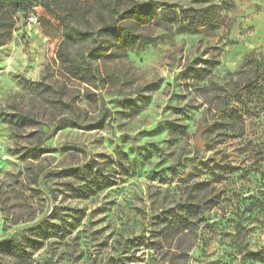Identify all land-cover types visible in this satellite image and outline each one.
<instances>
[{
    "label": "rangeland",
    "instance_id": "374dc122",
    "mask_svg": "<svg viewBox=\"0 0 264 264\" xmlns=\"http://www.w3.org/2000/svg\"><path fill=\"white\" fill-rule=\"evenodd\" d=\"M56 1L31 0L0 46V264H19L8 246L49 218L57 235L35 264H264V75L247 66L264 68V0ZM133 2L179 22L146 26L154 46L94 62L97 87L69 75L62 20L98 31L104 3ZM209 7L212 25L176 33L187 9ZM96 42L63 49L88 63ZM232 109L242 138L225 125ZM6 115L36 125L17 132Z\"/></svg>",
    "mask_w": 264,
    "mask_h": 264
},
{
    "label": "trees",
    "instance_id": "16d2710c",
    "mask_svg": "<svg viewBox=\"0 0 264 264\" xmlns=\"http://www.w3.org/2000/svg\"><path fill=\"white\" fill-rule=\"evenodd\" d=\"M63 0H57L56 5L61 6ZM31 0H0V46L7 43L12 36L16 25V14L23 10ZM47 12L55 15L58 19H62L57 10L49 3L45 5ZM106 12V14H105ZM101 17L100 27L97 30H81L76 25H65L63 42L59 50L63 67L73 78L82 81L90 86L97 87V81L102 80L100 72L93 67L94 62L120 55L128 50L141 51L149 46H154L157 43V38H150L141 33V31L151 24L159 25L162 28L176 27L175 23L179 20L172 17V14L167 10L158 12V9L151 3L133 2L127 4L124 10H120L118 5L112 3H104L103 11L99 12ZM185 15L188 18L187 27L177 25L176 33H192L196 29L207 27L213 24L217 18V12L214 8H203L200 10L187 9ZM91 25L90 22H87ZM104 37L101 42H96L95 37ZM107 38L113 39L115 42L111 44ZM93 39L96 43L89 52L88 63H81L71 57L64 51L65 46H73L82 42H88ZM255 75V81L261 80L264 75V68L259 60L252 58L247 63ZM224 118L225 125L229 131L234 132V136L242 138L245 135L246 120L238 110H229ZM7 121L15 131L21 132L30 129L36 125V121L29 116H21L17 118L13 115H6ZM42 150L40 147L34 148L27 154L25 158L38 160ZM30 238L26 243H15L9 245V253L19 262V264H35L32 260L34 252L42 246V240L47 241L57 235V226L52 222V218L38 223L29 230ZM34 237L35 239L33 240Z\"/></svg>",
    "mask_w": 264,
    "mask_h": 264
},
{
    "label": "built area",
    "instance_id": "2783aa9c",
    "mask_svg": "<svg viewBox=\"0 0 264 264\" xmlns=\"http://www.w3.org/2000/svg\"><path fill=\"white\" fill-rule=\"evenodd\" d=\"M39 15H40L39 10L36 7H34L29 15V24L33 26L37 25L39 23V18H40Z\"/></svg>",
    "mask_w": 264,
    "mask_h": 264
},
{
    "label": "water",
    "instance_id": "95a60500",
    "mask_svg": "<svg viewBox=\"0 0 264 264\" xmlns=\"http://www.w3.org/2000/svg\"><path fill=\"white\" fill-rule=\"evenodd\" d=\"M195 145L199 150H204L206 142L202 138V133H198L195 136Z\"/></svg>",
    "mask_w": 264,
    "mask_h": 264
}]
</instances>
